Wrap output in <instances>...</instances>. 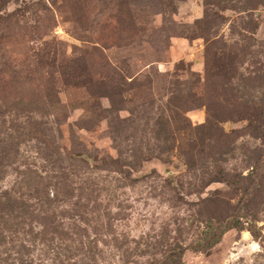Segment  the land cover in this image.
I'll return each instance as SVG.
<instances>
[{"label": "rangeland", "instance_id": "obj_1", "mask_svg": "<svg viewBox=\"0 0 264 264\" xmlns=\"http://www.w3.org/2000/svg\"><path fill=\"white\" fill-rule=\"evenodd\" d=\"M180 251L264 264V0H0V264Z\"/></svg>", "mask_w": 264, "mask_h": 264}, {"label": "trees", "instance_id": "obj_2", "mask_svg": "<svg viewBox=\"0 0 264 264\" xmlns=\"http://www.w3.org/2000/svg\"><path fill=\"white\" fill-rule=\"evenodd\" d=\"M194 249V248H193ZM195 251H200L199 249H194ZM182 255H183V251H180V253L178 255H176V259L173 260H167L165 262V264H179L182 263Z\"/></svg>", "mask_w": 264, "mask_h": 264}]
</instances>
